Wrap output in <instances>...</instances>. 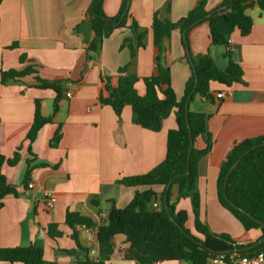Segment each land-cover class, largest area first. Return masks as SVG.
Segmentation results:
<instances>
[{
  "label": "crops",
  "instance_id": "1",
  "mask_svg": "<svg viewBox=\"0 0 264 264\" xmlns=\"http://www.w3.org/2000/svg\"><path fill=\"white\" fill-rule=\"evenodd\" d=\"M92 1L2 0L0 3V70L21 71L33 64L37 71L6 85L2 84L0 74V156L12 157L22 146L21 162L15 167L5 164L2 169L8 182L17 187V195L6 196L0 208V249L35 244L43 249L48 264H77L64 252L77 249L71 237L72 230L66 225L68 212L92 221V227L77 226V232L80 244L95 258L99 249L98 229L108 223L112 206L124 208L137 191L149 189L127 187L119 184V180L146 174L164 161L168 133L176 128L175 114L164 121L159 132L133 123L131 107H125L118 117L110 106L99 102L101 94H105L102 78L111 79L116 86L119 69L129 65L127 74L139 77L136 89L144 96V79L156 73L158 48L152 31L155 14L158 13L162 20L178 22L200 0H132V18L146 31L144 47L136 50L134 58L125 39L130 38L136 47L135 36L127 29L115 30L97 53L87 51L93 33L88 25L81 24ZM223 1L208 0L207 10L216 9ZM121 4L122 0H104L103 11L108 17H114ZM249 15L254 21L251 33L242 36L236 30L231 37L232 53L243 68L245 84L226 87L213 82L214 100L197 99L191 105V110L192 106L196 107L192 111L210 115L208 131L213 139L211 152L201 158L198 167L201 219L210 221L213 216L214 221H222L234 229L237 237L251 234L240 242L245 245L254 243L258 232L245 233L243 225L220 205L217 180L222 162L237 142L264 135V16L258 7L249 11ZM182 41L180 30H175L163 41L172 86L179 100L185 94L191 75ZM14 43L19 44L18 48L8 49ZM189 47L193 56L211 51L207 22L192 28ZM23 55L27 60L22 63L20 57ZM36 76L48 81L66 80L58 113H53L55 91L36 87ZM68 91L72 92V97L65 96ZM220 92L227 93L222 100L217 98ZM36 99L42 100V115L53 116V122L39 132L31 155L26 136L34 120ZM60 125L62 139L58 148H51L50 141ZM194 146L204 150L206 138L197 139ZM28 159L34 167L29 182L34 188L22 185ZM152 189L158 195L164 191L163 186ZM45 191L57 197L53 210L45 205ZM177 210L187 211L186 225L192 226L193 221L195 229L190 200L182 199ZM50 224L59 225L64 233L61 238L49 237ZM115 245L109 264H136L123 257V250L127 248L123 236H116ZM0 264L10 263L0 261Z\"/></svg>",
  "mask_w": 264,
  "mask_h": 264
},
{
  "label": "trees",
  "instance_id": "2",
  "mask_svg": "<svg viewBox=\"0 0 264 264\" xmlns=\"http://www.w3.org/2000/svg\"><path fill=\"white\" fill-rule=\"evenodd\" d=\"M2 0H0L1 3ZM104 0H93L86 12L83 24L88 25L93 33L87 51L97 53L105 39L117 29H127L135 36L136 47L130 38L125 39L129 45L132 58L136 50L144 47L146 31H143L137 21L132 18L128 0H122L119 13L108 17L103 11ZM208 0H200L197 6L178 22L162 20L156 13L152 25L155 46L158 48L156 56V73L145 78L146 94L140 96L136 85L139 77L128 75L129 65L120 68L117 84L113 86L111 79L102 78L105 94H101L99 102L110 106L118 117L125 107H131L133 123L143 129L159 132L163 123L172 113L175 114L176 128L168 133L167 152L162 163L146 174L123 177L119 184L127 187H149L148 190L135 193L132 201L124 208L113 205L109 212L108 223L98 229L99 249L95 258L90 257V250L84 248L78 238L77 226L92 227V221L78 213L68 212L66 225L72 230L71 237L76 242L77 249L64 251L77 264H109L115 252L116 236H123L127 248L123 250L125 260L136 264H156L179 261L189 264H206L208 260L222 251L235 252L239 257L253 256L264 249V242L250 249L264 238V135L248 138L237 142L222 162L217 180V193L220 205L229 211L242 225L245 233L260 230L261 236L250 244H240L227 235L215 234L208 223L201 219V197L198 190V167L201 158L208 155L213 147V139L208 131L210 115L191 110V105L197 99L213 101L211 83L216 82L226 87L234 84H245L243 68L234 58L231 49L232 34L239 30L242 36H248L254 25L249 11L258 7L264 16V0H224L216 9L207 10ZM207 22L209 24L211 46L223 49V58L227 64L219 66L211 56L210 50L205 55L188 56L191 75L186 83L185 94L181 100L172 86L171 68L166 63L163 41L170 38L175 30L183 34V47H189V33L196 25ZM195 25V26H194ZM185 33V39H184ZM14 43L8 49L18 48ZM27 58L23 55L20 61ZM37 73L34 65H28L24 70H0L2 84L9 81L19 82L22 78ZM36 87L55 91L54 110L60 109V102L64 98V79L53 81L35 77ZM65 96H67L65 94ZM189 100V112L187 105ZM41 99L35 100V115L31 128L27 133L30 142L29 154L33 155L32 144L45 125L53 122V116L46 118L41 112ZM199 138H206L207 147L204 150L192 149L189 160L191 142ZM62 139L61 125L50 141L51 148H58ZM22 146L18 147L12 157L0 156V208L4 199L10 194L17 195V187L11 185L2 169L5 164L17 166L21 160ZM239 159L240 162L230 174L226 187V176L230 168ZM32 160H27V171L22 185L28 187L34 167ZM163 186L164 191L158 195L152 187ZM176 189V193L174 192ZM182 199H189L194 215V227L198 236L186 227L188 213L177 210ZM159 202V209L153 210L150 204ZM249 213L255 219L250 218ZM171 216L175 222L171 220ZM58 224L48 226V235L52 239L63 236ZM228 253L226 255H230ZM0 261L10 264H48L44 258L42 248L31 244L25 247L0 249Z\"/></svg>",
  "mask_w": 264,
  "mask_h": 264
},
{
  "label": "built area",
  "instance_id": "3",
  "mask_svg": "<svg viewBox=\"0 0 264 264\" xmlns=\"http://www.w3.org/2000/svg\"><path fill=\"white\" fill-rule=\"evenodd\" d=\"M67 96L72 97V92L68 91ZM226 96L227 93L225 92H220L217 94V98L220 100L224 99ZM28 187L34 188V184L29 183ZM43 197L47 209L53 210L57 203V197L53 193L48 191H45L43 193ZM151 209L153 210L159 209V204L154 202L151 205ZM184 264H189V263H184ZM206 264H264V249L259 251L257 254L253 256L239 257L236 253H232L230 255L219 254L215 257L210 258Z\"/></svg>",
  "mask_w": 264,
  "mask_h": 264
},
{
  "label": "rangeland",
  "instance_id": "4",
  "mask_svg": "<svg viewBox=\"0 0 264 264\" xmlns=\"http://www.w3.org/2000/svg\"><path fill=\"white\" fill-rule=\"evenodd\" d=\"M210 52H211V56L217 60L219 66H221V67H225L226 66L227 62L223 58V49L221 47L212 46ZM192 110H196L195 105L192 106ZM190 220L192 221L193 218L191 217ZM203 221H207V223L210 226L211 230L215 234H218V235H227L231 239L237 241L238 243H240L242 240H245L246 238H248V237L251 236V234L250 235H247L248 237L245 236V235H244V237H237V236H235L233 234V232H234L233 230L234 229H231L230 227H228L227 225H225V223H223L222 221H219V220L214 221V217L213 216H211L210 221H208L206 219H204ZM186 227L192 232V234L198 236V234L195 232V229L193 228V221H192V226L191 225L190 226H187L186 225ZM257 232H258V234H257ZM252 233H253V236H256V234H257V237H256L257 239L261 236V231L260 230L259 231L257 230L255 232L256 234H254V232H252Z\"/></svg>",
  "mask_w": 264,
  "mask_h": 264
},
{
  "label": "water",
  "instance_id": "5",
  "mask_svg": "<svg viewBox=\"0 0 264 264\" xmlns=\"http://www.w3.org/2000/svg\"><path fill=\"white\" fill-rule=\"evenodd\" d=\"M131 1L132 0H128V6H130L131 5ZM195 26V25H194ZM184 39H185V33H184ZM186 52H187V55H188V57L190 58L191 57V52H190V49L187 47L186 48ZM189 100L190 99H188V105H187V114H188V112H189ZM193 147H194V142H191V145H190V149H189V160H190V154H191V152H192V149H193ZM240 160L241 159H239L236 163H234L233 165H232V167L230 168V170L228 171V173H227V176H226V180H225V184H224V187H226V184H227V181H228V179H229V176H230V174L233 172V170L236 168V166L239 164V162H240ZM246 215H248L250 218H252V219H255L252 215H250L249 213H247V212H244ZM171 220L173 221V222H175V220H174V218L171 216ZM259 224H261V225H264V223H262L261 221H258V220H256ZM176 223V222H175ZM177 224V223H176ZM264 242V238H262L261 240H259L256 244H254L253 246H251L250 247V249H252V248H255V247H257V246H259L261 243H263ZM238 251V249H234V250H232V251H222V252H220V254H228V253H235V252H237Z\"/></svg>",
  "mask_w": 264,
  "mask_h": 264
}]
</instances>
